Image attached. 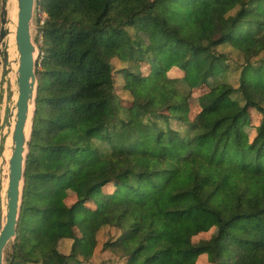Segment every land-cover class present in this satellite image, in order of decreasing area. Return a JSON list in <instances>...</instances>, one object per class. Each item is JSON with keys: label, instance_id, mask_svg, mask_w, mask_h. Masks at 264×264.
<instances>
[{"label": "trees", "instance_id": "obj_1", "mask_svg": "<svg viewBox=\"0 0 264 264\" xmlns=\"http://www.w3.org/2000/svg\"><path fill=\"white\" fill-rule=\"evenodd\" d=\"M36 3L47 17L5 264H87L107 226L126 264H264V0Z\"/></svg>", "mask_w": 264, "mask_h": 264}, {"label": "water", "instance_id": "obj_2", "mask_svg": "<svg viewBox=\"0 0 264 264\" xmlns=\"http://www.w3.org/2000/svg\"><path fill=\"white\" fill-rule=\"evenodd\" d=\"M37 0L0 4V264L17 236L38 90L32 28Z\"/></svg>", "mask_w": 264, "mask_h": 264}, {"label": "rangeland", "instance_id": "obj_3", "mask_svg": "<svg viewBox=\"0 0 264 264\" xmlns=\"http://www.w3.org/2000/svg\"><path fill=\"white\" fill-rule=\"evenodd\" d=\"M0 4H1V0H0ZM37 24H38V14L35 11L34 18H33V24H32L33 25L32 35H33V41L37 45V52L35 55L36 57L38 55V50H39L38 43L36 41V36L38 32ZM123 66L124 65L120 63L119 61H115V68L117 69V72H116L117 86H118L117 93L122 98L130 99L128 93L122 89V84H123L124 79L119 70ZM231 78L232 80L235 79L232 76ZM215 234H216V228H212L208 232L198 231L193 237V242L196 246H202L204 244L209 243L210 239ZM118 235H119L118 229L111 227V226L104 227L99 233V246L95 249L94 256L91 262L89 263L90 264H126L124 257H122L118 253H115L112 249H110V246L106 245V242H113V240H115L118 237ZM59 250L61 252H68L67 249H65V247L63 246H59ZM197 264H214V263L209 262L207 256L203 254L199 257Z\"/></svg>", "mask_w": 264, "mask_h": 264}, {"label": "built area", "instance_id": "obj_4", "mask_svg": "<svg viewBox=\"0 0 264 264\" xmlns=\"http://www.w3.org/2000/svg\"><path fill=\"white\" fill-rule=\"evenodd\" d=\"M35 11L38 14V23H39V25H43L45 20H46V17H47L46 13L44 11H42V9L37 5V3L35 5ZM35 11H34V13H35ZM41 59H42V52H40L38 50V55L36 57V64H38V66H40Z\"/></svg>", "mask_w": 264, "mask_h": 264}, {"label": "crops", "instance_id": "obj_5", "mask_svg": "<svg viewBox=\"0 0 264 264\" xmlns=\"http://www.w3.org/2000/svg\"><path fill=\"white\" fill-rule=\"evenodd\" d=\"M68 251V250H67ZM66 253V252H65Z\"/></svg>", "mask_w": 264, "mask_h": 264}]
</instances>
